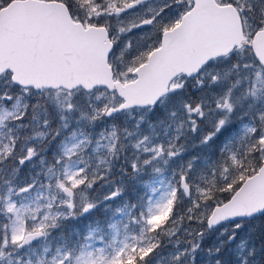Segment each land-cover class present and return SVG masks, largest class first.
Returning <instances> with one entry per match:
<instances>
[{"label": "snow or ice", "instance_id": "obj_1", "mask_svg": "<svg viewBox=\"0 0 264 264\" xmlns=\"http://www.w3.org/2000/svg\"><path fill=\"white\" fill-rule=\"evenodd\" d=\"M0 264H264V0H0Z\"/></svg>", "mask_w": 264, "mask_h": 264}, {"label": "rangeland", "instance_id": "obj_2", "mask_svg": "<svg viewBox=\"0 0 264 264\" xmlns=\"http://www.w3.org/2000/svg\"><path fill=\"white\" fill-rule=\"evenodd\" d=\"M70 226H72V225H70ZM76 227H83V224H77V225H75Z\"/></svg>", "mask_w": 264, "mask_h": 264}]
</instances>
